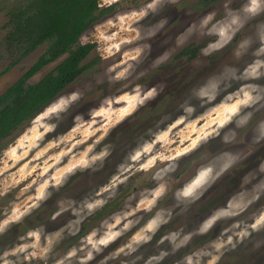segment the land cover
<instances>
[{"label": "rangeland", "instance_id": "obj_1", "mask_svg": "<svg viewBox=\"0 0 264 264\" xmlns=\"http://www.w3.org/2000/svg\"><path fill=\"white\" fill-rule=\"evenodd\" d=\"M29 1L0 0V95L19 79L48 47L47 43H43L29 53L23 54L22 49L17 48L16 44H13L11 48L8 45L7 35L11 30V25L8 24L9 12L21 6L24 7ZM147 2L148 0H117L115 3H109V0H100V8L105 13L80 36L79 43L81 45L92 44L93 46L91 52L82 62V66L86 67L57 97L68 90L78 88L83 91L84 96L80 104L73 105V110L79 109L85 113L83 121L75 124H70V121L63 123L55 133H45L39 125H33L29 121L21 125L11 136L0 141V193H3L0 195V218H3L6 213H10L13 205L23 206L28 203L29 197L35 193V189L44 180L52 179L63 169L74 164L89 149H91L89 154L92 155L99 153L106 145L114 146L112 155L105 161L102 171L95 174L77 173L59 192H54L51 200L42 204L22 223L13 225L8 233L0 237V253L16 244L19 237L35 227L45 225L47 232L53 233L73 220L74 217L70 212H65L54 222L51 220L52 214L58 210L59 201L66 202L67 198L79 200L86 193H91L105 184L115 172L117 165L125 159L129 147H135L138 144L136 141L146 137L149 129L160 131L161 128H166L171 121H166L164 125L158 126L161 117L170 114L175 119L180 114L177 107L179 102L187 95L189 89L200 83L207 75L219 71L225 64L242 69L252 59L251 55H247L237 61L232 55V50L241 39L242 34H238L232 43L222 51L207 57L201 55V49L213 42L215 37L197 35L183 47L176 48L167 63L158 68L151 67L153 58L163 51L159 47L161 40L165 37L174 39L189 21H199L205 14L213 10L217 14L216 19H221L224 15V0H178V3L174 5H167L160 15H168L171 17V22L163 32L151 41L142 39L136 43L122 44L120 52L109 56L106 49L111 42H119L133 37L137 28L143 31L144 26L152 22L151 16L143 21L131 18V13L142 10ZM243 2L244 0H232L231 6L239 8ZM186 11H191L192 15L186 16ZM121 17L124 19L121 20ZM113 34L115 35L112 41L106 39ZM148 42L153 45L152 56L142 58V61L136 65L135 72L129 78L119 81L112 80L111 77L122 70L128 56L134 54L138 44ZM172 46L170 40L166 47ZM257 46L254 44L253 49ZM62 58L42 67L29 78L28 83L38 82L51 72ZM160 81H167L168 87L155 102L141 107L133 115L118 124L116 123L120 118V109L127 107L129 103L127 100H121L122 96L131 93L138 84L147 88ZM253 82L264 85V79ZM237 86L234 84L233 90ZM102 108L105 111H100ZM214 119L213 111L209 108L199 109L196 117L192 120L172 129L171 140L174 143L169 146H161L162 150L175 151L186 146L191 139L201 134L205 125H211ZM260 119H264V112L257 113L248 128L242 129L237 137L238 147L247 155V159L226 174L225 178L214 186L203 201L194 205L187 215L178 216L170 224L161 228L153 241L142 246L132 257L120 255L117 259L108 260L107 264H121L122 261L131 260L135 256L141 257L137 264H145L150 256L158 254L160 250L170 251L167 241L164 244H157L159 239L168 232L181 228L184 232L192 231L202 218L209 215L214 209L226 206L228 200L233 197L250 199L254 187L264 181V172L260 171V165L264 164V144L250 143V129ZM105 132L108 134L105 135ZM226 147L229 146L222 145L219 141H213L210 145H204L200 149L201 152L199 150L185 158L174 178L168 182L169 193L158 207L170 206L173 203L172 191L175 187L190 179L197 166L212 161L213 157ZM13 149H15V154L12 152ZM188 162L192 163L191 168L187 167ZM185 167L188 168L187 173L182 171ZM131 179H135L134 185L137 188L135 193L154 186L148 173L137 172L131 176ZM110 206L109 217L122 208L120 207L117 211L116 199L110 203ZM154 211L145 213L138 210L137 217H142L139 223L106 248L103 253L97 255L89 264H100L105 256H109L127 243L130 237L154 214ZM260 211H264V195H261L258 201L251 204L245 213L235 219L247 220ZM99 215L101 214L97 212L86 220L92 219L94 226L98 222L97 219L100 218ZM233 222V220L220 221L212 232L206 236L194 237L187 247L181 248L175 254H170L161 264H176L184 256L208 247L215 237L219 236L220 232ZM81 225H79V230ZM99 226L100 224L96 227ZM71 237L65 233L64 239L54 249L52 254L54 258L63 256L71 247L79 245L81 237L76 239ZM257 239H264V232L253 237V240ZM165 246L168 248L165 249ZM31 264H45V262L33 260ZM47 264H53V261L49 260ZM219 264H264V247L253 250L252 242H246L235 251L226 253Z\"/></svg>", "mask_w": 264, "mask_h": 264}, {"label": "clouds", "instance_id": "obj_2", "mask_svg": "<svg viewBox=\"0 0 264 264\" xmlns=\"http://www.w3.org/2000/svg\"><path fill=\"white\" fill-rule=\"evenodd\" d=\"M115 2L117 0H109V3ZM176 3L178 0H148L142 10L133 11L131 18L134 20L143 21L151 16L152 22L144 26L143 31L137 28L133 37L111 42L106 49L107 54L112 56L120 52L122 44L125 43L132 44L142 39L153 40L171 22V17L160 14L167 5ZM231 3L232 0H224V15L221 19H216L217 14L213 10L199 21H189L174 39L165 37L161 40L159 47L163 51L153 58L151 67L158 68L167 63L176 48L183 47L194 36L215 37L213 42L201 49V55L207 57L222 51L238 34H242L241 39L233 48L232 55L237 61L251 55L252 59L246 66L240 69L225 64L219 71L207 75L200 83L189 89L177 106L180 114L175 119L170 114L161 117L158 126L164 125L166 121L171 122L160 131L149 129L146 137L141 138L137 146L132 148L125 159L117 165L115 172L105 184L91 193H86L79 200L67 198L66 202H58V210L52 214L51 220L56 221L65 212H70L74 217L73 220L53 233H48L45 225L27 231L18 238L16 244L0 253V264H26V262L31 264L33 260H40L45 264L49 260H52L53 264H89L139 223L142 217H137L138 210L145 213H152L155 210L127 243L109 256H105L100 264H107L108 260L117 259L120 255L132 257L142 246L151 243L161 228L170 224L176 217L187 215L194 205H198L210 194L226 174L247 159V155L238 147L237 137L242 129L248 128L257 113L264 112V85L253 82L264 79V19H261L264 17V0H244L239 8H233ZM185 15L191 16L192 13L186 11ZM123 19L124 17H121V20ZM114 35L106 39L112 41ZM170 40L173 46L166 47ZM254 44L258 46L253 49ZM152 53V43L138 44L134 54L128 56L122 70L111 79L119 81L129 78L142 58L151 57ZM234 84L238 85L235 90H233ZM167 87V81H160L147 88L136 85L131 93L120 98L129 103L127 107L120 109V118L116 123L133 115L141 107L155 102ZM83 96L84 92L78 88L66 91L37 112L31 123L39 125L45 133H55L63 123L70 121V124H75L83 121L85 113L79 109L73 110V105H79ZM205 108L213 111L215 116L211 125H205L200 135L191 139L179 150L163 151L161 146L174 143L171 140L172 129L189 122L196 117L199 109ZM100 111L105 109L102 108ZM107 134L105 132V135ZM213 141H219L220 144L229 147L214 156L212 161L197 166L190 179L175 187L172 191L173 203L170 206L158 207L168 195L170 189L168 182L174 178L182 161ZM250 143L264 144V119L257 121L250 129ZM113 150L114 146L106 145L99 153L90 155L91 149H89L74 164L63 169L52 179L44 180L29 197L28 203L23 206L13 205L11 212L0 218V237L8 233L13 225L22 223L42 204L51 200L54 192H59L77 173L95 174L102 171L105 161L112 155ZM12 152L15 154V149ZM260 171L264 172V164L260 165ZM137 172L150 174L154 186L142 189L139 193L129 194L118 212L102 220L99 227H94L81 237L78 246H73L63 256L54 258L52 255L54 249L64 239L65 233L68 236L76 235L79 225L114 200L121 186H127L131 176ZM261 195H264V181L254 187L250 199L235 197L229 199L226 206L214 209L202 218L192 231L184 232L181 228L168 232L157 244H164L167 241L170 251L160 250L158 254L150 256L145 264H161L170 254L187 247L194 237L206 236L212 232L223 220L234 222L224 228L208 247L184 256L176 264H219L226 253L235 251L246 242H252L253 250L264 247V239L253 240L255 235L264 232V211L254 214L247 220L235 219L245 213ZM140 259V256H135L131 260L122 261L121 264H137Z\"/></svg>", "mask_w": 264, "mask_h": 264}, {"label": "trees", "instance_id": "obj_3", "mask_svg": "<svg viewBox=\"0 0 264 264\" xmlns=\"http://www.w3.org/2000/svg\"><path fill=\"white\" fill-rule=\"evenodd\" d=\"M103 13L100 0H30L24 7L9 12L10 48L16 44L27 54L40 44L47 43L48 47L0 95V141L31 121L82 73L86 67L82 62L93 46L81 45L79 38ZM60 58L51 72L36 83H28L42 67Z\"/></svg>", "mask_w": 264, "mask_h": 264}, {"label": "flooded vegetation", "instance_id": "obj_4", "mask_svg": "<svg viewBox=\"0 0 264 264\" xmlns=\"http://www.w3.org/2000/svg\"><path fill=\"white\" fill-rule=\"evenodd\" d=\"M139 141H140V139L137 140L136 142L139 143ZM136 146H137V145H136ZM132 148H134V147H129V150H128L127 154L131 151ZM200 152H201V150H200ZM127 154H126V156H127ZM126 156H125V157H126ZM186 158H187V157H186ZM187 164H188L187 167L190 166V168H191L192 163H191V162H188ZM187 164H186V165H187ZM187 167H185L182 171H183V172L186 171V173H187V171H188V168H187ZM191 177H192V176H191ZM134 180H135V179H131V180H129L127 186H121L120 191H119V193L117 194V196H116V198H115V199H116V204H117V211L120 209V207H122L125 198H126L129 194H131V193H135V191H136L137 188H136L135 185H134ZM115 199H114V200H115ZM114 200L110 201V202L108 203V205H107L105 208H103L102 210L98 211L99 214H101V215H99L100 218L97 219L99 223H98V222L95 223V225H94L95 227L98 226V225L100 224V221L105 220L106 218L109 217V215H110V214H109V213H110V208H111L110 203L113 202ZM86 221H87V222H86ZM86 221L81 225L80 230L78 231V233H77L76 235H73L71 238L76 239V238L83 237V236H85L89 231H91V230L93 229L94 226H93V223H92V219H90V220H86ZM166 248H168V246H165V249H166Z\"/></svg>", "mask_w": 264, "mask_h": 264}]
</instances>
